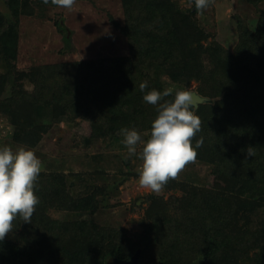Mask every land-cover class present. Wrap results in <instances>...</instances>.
Wrapping results in <instances>:
<instances>
[{"label": "trees", "instance_id": "1", "mask_svg": "<svg viewBox=\"0 0 264 264\" xmlns=\"http://www.w3.org/2000/svg\"><path fill=\"white\" fill-rule=\"evenodd\" d=\"M176 1L121 0L123 19L112 23L126 40V55L19 70L21 16L44 3L5 0L10 17L0 11V109L10 113L13 125L25 129L45 116L55 124L83 117L98 133L116 137L125 127L151 130L143 124L152 117L151 105L143 100L150 86L141 92L142 82L156 83L154 89L163 91L158 83L162 74L184 86L196 80L198 94L216 99L193 109L205 116L192 141L195 146L202 140L196 159L212 166L226 188L185 185L179 235L175 242L165 239L159 244L158 257L150 264H264V6L255 31L239 22V42L230 51L215 40L206 44L208 35L197 24L196 9H182ZM47 5L56 6L51 0ZM65 40L69 44V38ZM27 81L31 91L24 86ZM214 123L222 144L215 145L205 132ZM249 147L253 156L247 153ZM52 176L45 177V188L38 187L43 196L37 210L94 213L100 207L99 191L73 197L67 193L66 175ZM31 219L35 235L29 240L0 241V264H91L90 259L107 264L110 257L130 259L136 250L126 253L117 232L113 234L117 230L90 221L61 223L47 212L40 222ZM155 222L152 229L158 231L164 222ZM105 234H110L106 247ZM138 248L143 254L148 245ZM139 263L146 264L141 258Z\"/></svg>", "mask_w": 264, "mask_h": 264}, {"label": "rangeland", "instance_id": "2", "mask_svg": "<svg viewBox=\"0 0 264 264\" xmlns=\"http://www.w3.org/2000/svg\"><path fill=\"white\" fill-rule=\"evenodd\" d=\"M176 2L182 9L195 8L194 0ZM263 6V0H214V4L203 15L196 13L197 24L208 35L205 43L215 40L224 48L234 50L240 38L239 22L255 31ZM122 9L121 0H79L71 9L45 4L36 6L31 15L21 16L17 60L19 70L56 62L126 55V40L112 23L113 19L122 21ZM0 11L10 17L5 0H0ZM62 24L70 31L68 35L62 31ZM66 37L69 38V44L66 43ZM205 62L209 67L207 57ZM158 83L165 89L172 87L174 91H196L199 85L196 80L188 86L179 85L171 82L164 74ZM24 86L28 91L33 89L28 81ZM147 86H150V91L157 84L150 82ZM204 98L207 100L203 103L215 104V98ZM193 111L196 114V109ZM151 115L150 121L144 122V125H151L158 115L153 105ZM45 117L32 128L25 129L13 125L10 113L0 109V147L10 145L14 150L18 146L34 149L43 165L38 187L47 186V175L52 174L53 178L56 173H64L68 194L79 197L97 190L101 193L100 207L94 213L89 210L80 212L59 208L45 211L43 207L42 210L36 207L32 217L40 222V218L47 212L52 219L61 223L73 224L75 221L86 220L106 229L117 230L113 234L117 232V238L123 241L126 253L135 249L136 253L140 245H148L140 257L146 264L157 259L159 244L164 243L165 239L175 242V236L179 235L177 218L184 212L181 200L186 196L185 185L202 186L214 191L226 188L227 182L213 172L212 166L196 159L176 179L169 180L160 193H154L139 185L143 163L140 158L142 146H138L135 155H129L120 134L116 137L110 133L102 135L87 118L77 117L69 123L61 121L55 124L51 118ZM204 117V114L199 116L201 123ZM214 125H207L205 132L214 138L215 145L222 144ZM140 129L138 132L146 142L150 130ZM203 143L205 145L204 140ZM35 194L39 198L43 196L40 190H36ZM157 217L159 220H156ZM155 221L164 222L158 231L152 229L153 224L157 223ZM32 235H35L33 226L17 217L13 221L12 232L6 238L29 240ZM103 240V246L106 247V244H110V234H105ZM258 250L253 248L251 251ZM90 261L91 264H97L94 259ZM248 262L254 264V260Z\"/></svg>", "mask_w": 264, "mask_h": 264}, {"label": "clouds", "instance_id": "3", "mask_svg": "<svg viewBox=\"0 0 264 264\" xmlns=\"http://www.w3.org/2000/svg\"><path fill=\"white\" fill-rule=\"evenodd\" d=\"M47 5L49 0H42ZM53 5L71 9L76 0H51ZM198 15L214 4V0H194ZM140 91L145 92L147 82H142ZM174 94V95H173ZM173 96L167 100L166 97ZM143 100L156 107L158 115L151 124L149 138L145 142L135 128H121L122 144L129 155L137 153L142 146L140 158L142 170L139 185L160 193L169 180H174L189 164L196 161L197 149L202 146L193 138L201 130V120L193 111V93L190 89L147 91ZM249 156L254 149H247ZM43 168L35 150L26 146L13 149L10 145L0 147V241L13 230V221L19 217L24 223H31L36 207L40 203L35 194L38 177Z\"/></svg>", "mask_w": 264, "mask_h": 264}, {"label": "water", "instance_id": "4", "mask_svg": "<svg viewBox=\"0 0 264 264\" xmlns=\"http://www.w3.org/2000/svg\"><path fill=\"white\" fill-rule=\"evenodd\" d=\"M62 30L67 32V35L70 31L62 24ZM193 93V102L195 106H198L200 103L205 102L207 99L199 95L196 91H192ZM141 256V249H138L134 255L131 256L130 259H119L117 257H110L107 261V264H140L139 259ZM158 264H164L160 261Z\"/></svg>", "mask_w": 264, "mask_h": 264}]
</instances>
